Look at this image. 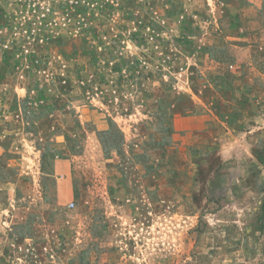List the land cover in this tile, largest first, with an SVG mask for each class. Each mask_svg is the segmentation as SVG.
<instances>
[{
	"label": "rangeland",
	"instance_id": "1",
	"mask_svg": "<svg viewBox=\"0 0 264 264\" xmlns=\"http://www.w3.org/2000/svg\"><path fill=\"white\" fill-rule=\"evenodd\" d=\"M0 264H264V0H0Z\"/></svg>",
	"mask_w": 264,
	"mask_h": 264
}]
</instances>
